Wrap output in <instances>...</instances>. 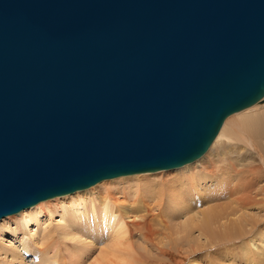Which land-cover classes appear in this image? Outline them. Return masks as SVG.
<instances>
[{
  "label": "water",
  "instance_id": "1",
  "mask_svg": "<svg viewBox=\"0 0 264 264\" xmlns=\"http://www.w3.org/2000/svg\"><path fill=\"white\" fill-rule=\"evenodd\" d=\"M262 100L264 0H0V219L191 163Z\"/></svg>",
  "mask_w": 264,
  "mask_h": 264
},
{
  "label": "bare ground",
  "instance_id": "2",
  "mask_svg": "<svg viewBox=\"0 0 264 264\" xmlns=\"http://www.w3.org/2000/svg\"><path fill=\"white\" fill-rule=\"evenodd\" d=\"M209 152L215 160L197 170ZM128 176L134 177L118 179ZM14 189L2 184L0 194ZM75 194L47 210L38 207ZM39 228L42 236L35 234ZM14 230L25 253L49 240L39 247L42 264H264V100L228 115L195 161L42 200L0 219V234Z\"/></svg>",
  "mask_w": 264,
  "mask_h": 264
},
{
  "label": "rangeland",
  "instance_id": "3",
  "mask_svg": "<svg viewBox=\"0 0 264 264\" xmlns=\"http://www.w3.org/2000/svg\"><path fill=\"white\" fill-rule=\"evenodd\" d=\"M235 116V115H234ZM233 117V116H232ZM213 154H210V152L209 153H207L201 160H200V164H199V167L197 168V170H204V169H207V167H206V165L207 166H210L212 163H213V161L215 160V156L213 155ZM207 156H209L210 157V159H211V157H212V160H210ZM208 162V163H207ZM190 166H192V164L191 165H189V166H186V167H184V168H182V169H178V170H171V171H162V172H156V173H152V174H154L153 176H155V177H153V178H156V179H159V178H161V177H172V176H174V175H176V173H179L180 171H182V170H185V169H187L188 167H190ZM195 167H192V168H190V169H194ZM142 175V174H141ZM134 176H137V175H134ZM134 176H128V177H121V178H118V179H125V178H132V177H134ZM115 179H113V180H108V181H105V182H103V183H107V182H111V181H114ZM117 180V179H116ZM103 183H100V184H98L97 186H99V185H101V184H103ZM97 186H95V187H93V188H91V189H94V188H96ZM91 189H89V190H87V191H84V193L82 192H80V196L78 195V194H75V195H71L70 197L69 196H66L65 197V199H67V200H65L64 199V197L63 198H57V199H54V200H51V201H48V202H46V203H42V204H40V205H38V207H40L39 209H41V210H47L48 208H51L52 206L54 207V205L56 206V205H60V203H62V202H65V201H72L73 200V198L75 199V197L74 196H76V195H78V197H83L84 195H86L85 193H87L88 191H90ZM69 198H72V199H69ZM48 203V204H47ZM49 205V206H48ZM46 208H44V207ZM47 206V207H46ZM43 208V209H42ZM38 211H40V210H38ZM21 214V213H20ZM15 217V216H14ZM14 217H9V218H12V219H15ZM3 220H5V219H3ZM43 220H45V218H43L42 217V221ZM56 220V221H55ZM59 219H54L53 221H51L50 220V222L49 223H47V225L49 226V229H53L54 228V226H55V224H56V222L58 221ZM31 229H33V227H31ZM42 229L41 228H39V231H37L35 234L37 235H40V236H42L43 235V233L44 232H42L41 231ZM33 231V230H32ZM42 232V233H41ZM194 233L196 234L197 232L196 231H194ZM14 234H16V231L14 230L13 231V234H12V231H9V233H6V232H4L3 234H0V264H42L44 261H45V259L44 258H39V256H40V251L43 249V247H44V245L49 241L48 239H44V241L43 240H41V239H39V242L36 244V245H34V246H32V248L29 250V254H30V257L33 259L35 256L37 257V262L35 263V262H33L32 260H30V262L29 261H27L26 262V259L25 258H23V256H22V254H21V252H22V248L20 247V243H19V240L16 238V239H14ZM17 236H19L20 237V235L19 234H16ZM18 237V238H19ZM47 237H49V236H47ZM47 237H45V238H47ZM22 238L20 237V240H21ZM43 239V238H42ZM39 247H40V249H39ZM33 249V250H32ZM12 250H18L19 252V254H16V255H12V253L14 252V251H12ZM32 250V251H31ZM94 251V252H93ZM34 252V253H33ZM96 252H97V250H96V248H94V250H92V251H90V255H88V256H90V257H88L87 258V261L89 260V259H91L95 254H96ZM33 253V254H32ZM94 253V254H93ZM33 255V256H32ZM18 256V257H17ZM21 256V257H20ZM18 259H20V260H18ZM86 261V262H87Z\"/></svg>",
  "mask_w": 264,
  "mask_h": 264
}]
</instances>
